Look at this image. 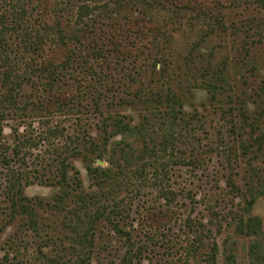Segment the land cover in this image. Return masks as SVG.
I'll use <instances>...</instances> for the list:
<instances>
[{
  "label": "rangeland",
  "instance_id": "1",
  "mask_svg": "<svg viewBox=\"0 0 264 264\" xmlns=\"http://www.w3.org/2000/svg\"><path fill=\"white\" fill-rule=\"evenodd\" d=\"M52 91L73 99L46 109ZM115 119L143 130L112 179L90 176ZM262 132L264 0H0V264H252L232 224L264 186ZM61 161L84 192L115 183L92 229L53 200ZM12 182L34 225L12 214ZM151 207L172 215L146 225ZM250 213L264 219V192Z\"/></svg>",
  "mask_w": 264,
  "mask_h": 264
},
{
  "label": "trees",
  "instance_id": "2",
  "mask_svg": "<svg viewBox=\"0 0 264 264\" xmlns=\"http://www.w3.org/2000/svg\"><path fill=\"white\" fill-rule=\"evenodd\" d=\"M66 47V49H69L68 45H63ZM206 89L211 90L213 92V88L215 89V85L207 84ZM73 97L70 94L69 97L65 96L62 92H50L48 95L47 100L44 102V105L46 109H52L56 111L60 110L63 106L67 105L70 100H72ZM176 99L172 96L166 97L165 105L167 106L168 110L166 112H174L175 107H173V104L175 103ZM180 106V103L178 104ZM180 109V108H179ZM178 109V111H179ZM114 129L112 133H109L107 135L106 140H110V144L112 146L111 150L106 151L104 150L102 153L99 151L95 154V158H101L104 154L107 156V162L109 163L108 168H104L98 165H92L90 162L91 159L88 160V158L85 155H82L83 159L88 160L89 164L85 166L86 172L90 174V176H97L100 174L102 176L105 175V178L112 179L118 172L114 170L115 167V159H114V152L116 150V147L120 146L121 144H125L126 146L129 144V139L135 138L136 135H139L141 133V130L139 126L135 123H124L120 119L113 120ZM114 136H118L117 139H112ZM263 138L264 140V132H262L257 139ZM123 151V149L121 150ZM112 154V155H110ZM110 155V156H109ZM62 168L60 170V178L56 181L58 183V190L55 193V197L53 200L56 203H63L66 199H72L71 200L74 203V210L73 214H75L76 211L82 210L83 213L86 216L87 221V228L92 229L94 227V224L100 220L103 219L105 216L104 212V206L101 205L100 207H97L95 211V215H87V207L89 204L95 203L96 199L100 196H104L105 193L110 192L113 188V185L115 183L109 184L107 188L104 190H101L97 188L99 192L96 191H87L84 192L80 190V182L78 179H75V176L71 177V174L69 171H67L68 163L61 161L60 162ZM71 167V166H70ZM73 178V179H71ZM74 181V182H71ZM99 184V183H98ZM97 185V183H96ZM16 187V188H14ZM264 192V186H260L257 192L250 193L249 199L246 200L244 206H243V214L238 215L234 219V223L232 224L233 233L237 236H247L250 237V243H249V255L252 264H254L255 261H260L261 256L260 253V246H259V240L261 236L264 235V219H262L258 215L251 214V209L256 203V200L260 194ZM6 198L9 201L10 210L12 211V214H18L20 217H26L27 225L31 226L35 224V219L38 215L37 207L36 205L32 204L29 198L25 197L22 193V189L18 182L14 183L12 182V186L10 187V190L6 193ZM118 215V214H117ZM172 215L171 210H161L156 209L154 207H151L149 210L146 211L143 221L146 225L154 226L153 224H160V222L165 221L170 218ZM108 219V218H107ZM85 224V223H84ZM117 232L122 233V229L117 228ZM92 230H90L91 232ZM87 232V230H85ZM127 234V233H126ZM235 241L234 239L229 241H224L223 243V251L225 252L227 248L230 247V245ZM215 248L217 249L216 245ZM224 258L226 262L224 261V264H231L233 261V258L231 255H224ZM228 262V263H227Z\"/></svg>",
  "mask_w": 264,
  "mask_h": 264
}]
</instances>
